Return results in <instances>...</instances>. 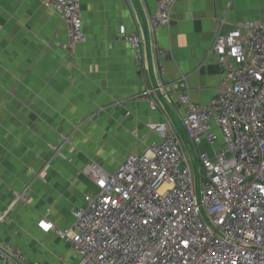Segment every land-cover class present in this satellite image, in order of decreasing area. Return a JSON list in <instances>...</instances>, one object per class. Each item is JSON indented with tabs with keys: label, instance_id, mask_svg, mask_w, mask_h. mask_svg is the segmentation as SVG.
I'll use <instances>...</instances> for the list:
<instances>
[{
	"label": "crops",
	"instance_id": "crops-1",
	"mask_svg": "<svg viewBox=\"0 0 264 264\" xmlns=\"http://www.w3.org/2000/svg\"><path fill=\"white\" fill-rule=\"evenodd\" d=\"M157 1L80 0L85 39L70 52L68 26L45 0H0V245L29 264H77L73 245L38 222L70 228L96 192L85 167L114 172L145 152L159 140L150 125L181 122L180 95L212 102L218 32L264 22V0H177L155 29ZM131 35L144 44L141 63ZM176 135L183 152L211 150Z\"/></svg>",
	"mask_w": 264,
	"mask_h": 264
},
{
	"label": "built area",
	"instance_id": "built-area-1",
	"mask_svg": "<svg viewBox=\"0 0 264 264\" xmlns=\"http://www.w3.org/2000/svg\"><path fill=\"white\" fill-rule=\"evenodd\" d=\"M176 2L157 1L155 29L170 23ZM45 5L65 20V48L73 51L85 39L80 0ZM123 39L141 63L142 40ZM212 53L223 72L212 102L196 104L180 95L186 106L181 127L150 125L159 140L130 154L114 172L97 162L85 167L96 192L84 196L70 228L38 222L43 232L55 231L73 245L77 264H264V22L220 30ZM181 129L187 141L211 149L196 156L200 190L193 156L176 135ZM0 261L29 264L9 245H0Z\"/></svg>",
	"mask_w": 264,
	"mask_h": 264
},
{
	"label": "rangeland",
	"instance_id": "rangeland-1",
	"mask_svg": "<svg viewBox=\"0 0 264 264\" xmlns=\"http://www.w3.org/2000/svg\"><path fill=\"white\" fill-rule=\"evenodd\" d=\"M68 51L72 52V50H68ZM176 125L179 126V127H181V122H180L179 118H177V120H176ZM182 132H183V130H182ZM185 140H187V139H185ZM54 149H57V148H54ZM184 152L187 154L186 148L184 149ZM192 156H193V159H194V163L190 162L191 169H192V172H193L194 177H195V174L197 176L198 189L200 190L201 189V182H202V180H201L200 177H201L202 171H201V167L199 166V162H198L197 158L195 157L194 152H193V155Z\"/></svg>",
	"mask_w": 264,
	"mask_h": 264
}]
</instances>
